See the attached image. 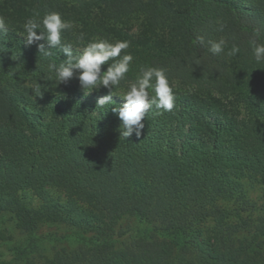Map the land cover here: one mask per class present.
I'll list each match as a JSON object with an SVG mask.
<instances>
[{"label": "trees", "instance_id": "trees-1", "mask_svg": "<svg viewBox=\"0 0 264 264\" xmlns=\"http://www.w3.org/2000/svg\"><path fill=\"white\" fill-rule=\"evenodd\" d=\"M50 11L74 22L62 41L74 54L94 38L130 43L134 60L113 92L116 105L140 68L153 66L166 69L172 111L153 107L141 136L124 139L112 105L96 106L107 89L85 94L75 78L57 85L48 65L63 53L40 54L46 41L28 45L23 29ZM0 16L8 26L0 35V212L28 236L0 264H37L28 247L43 225L58 223L76 229L79 242L41 264H264V61L249 47L253 38L264 43V0H0ZM221 37L225 51L213 55L209 42ZM234 43L240 52L229 56ZM244 178L261 187L255 217L240 213L255 206ZM25 189L38 207L22 200ZM229 200L237 207L220 204ZM129 220L136 225L125 229Z\"/></svg>", "mask_w": 264, "mask_h": 264}, {"label": "clouds", "instance_id": "clouds-1", "mask_svg": "<svg viewBox=\"0 0 264 264\" xmlns=\"http://www.w3.org/2000/svg\"><path fill=\"white\" fill-rule=\"evenodd\" d=\"M217 23L219 25L217 31L223 32L225 25L219 21ZM73 27L74 22L62 18V15L55 11L45 13L42 18L37 12L23 25L24 37L28 45L46 41L47 47L44 43L37 44L40 54L51 56V49L57 47L63 53L65 59L62 62L58 65L55 63L48 65L49 71L55 73L57 85L67 84L75 78L78 79L85 94L93 90L99 91L101 87L107 89L108 94L99 98L96 106L104 108L105 105H112L111 111L117 114L122 122L120 132L124 139L133 134L136 137L141 136L145 126L142 121L153 107L172 111L176 98L166 69L153 66L140 68L139 75L134 81H128L126 90L123 91L122 99L125 102L122 106L116 105L113 101L115 96L113 92L121 86L122 82L127 81V74L134 60L133 55L127 51L130 43L122 40L111 42L107 38H94L84 44L78 54H74L72 46L62 42L63 33ZM7 32V19L0 16V35L6 36ZM198 39L201 43L204 42L203 37ZM78 40L83 43V34L78 37ZM227 43L224 37L210 41L209 51L218 56L224 53ZM249 47L257 62L264 61V43H258L257 38H253L249 40ZM239 52V46L234 43L227 54L235 56ZM103 66H106V70H102ZM35 91L37 96L42 94L39 84Z\"/></svg>", "mask_w": 264, "mask_h": 264}, {"label": "rangeland", "instance_id": "rangeland-1", "mask_svg": "<svg viewBox=\"0 0 264 264\" xmlns=\"http://www.w3.org/2000/svg\"><path fill=\"white\" fill-rule=\"evenodd\" d=\"M70 2H76L78 0H66ZM139 15H133L129 19V23L131 26L136 29L140 22ZM243 187L245 190V194L247 199L250 202L254 203V208H247V210H242L240 213L243 216L255 217L259 212L258 208L261 205V187L260 185L253 180L242 179ZM50 192L56 196L64 199V193L60 190H56L54 188L50 189ZM20 197L22 200L29 206L38 207L40 205V199L34 194L31 189H25L20 193ZM222 206L228 208H236L237 204L234 203L233 200L223 201L220 203ZM136 224L132 220L126 221L124 223L125 229L127 227H134ZM0 232L6 237L4 240H0V254L3 257L11 258L13 248L16 245H21L25 242L28 236L26 234L20 233L14 225V220L12 219V214L7 211L0 212ZM36 239L34 240L36 243V247L33 249H29L28 255L29 257L36 262L37 264H41L48 257H51L53 252L64 246L67 248L75 247L79 242V232L67 226L63 223L58 224H50L43 225L35 234ZM34 245V244H33Z\"/></svg>", "mask_w": 264, "mask_h": 264}]
</instances>
